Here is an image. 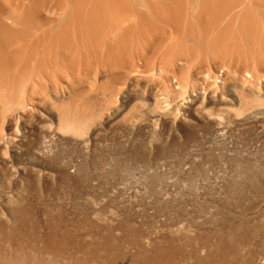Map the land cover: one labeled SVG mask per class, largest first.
<instances>
[{"label":"rangeland","instance_id":"rangeland-1","mask_svg":"<svg viewBox=\"0 0 264 264\" xmlns=\"http://www.w3.org/2000/svg\"><path fill=\"white\" fill-rule=\"evenodd\" d=\"M104 1L0 0V264H264V0Z\"/></svg>","mask_w":264,"mask_h":264},{"label":"bare ground","instance_id":"bare-ground-1","mask_svg":"<svg viewBox=\"0 0 264 264\" xmlns=\"http://www.w3.org/2000/svg\"><path fill=\"white\" fill-rule=\"evenodd\" d=\"M104 0H103V4L101 5L102 6V8L104 7ZM205 3V2H204ZM93 16V15H92ZM10 234H14L16 237H17V235L15 234V231L14 232H12V231H8V228H6L5 230H4V232H3V229H1V232H0V237L2 238V239H4V240H9V241H6V242H10V238H9V236H10ZM14 236V237H15ZM19 238V242L20 243H18V245L19 246H21V247H19L21 250H22V245L24 244L25 245V242L23 243V240H21V238L23 239V237H18ZM40 236H34V239L36 240V242H38L39 240H40ZM17 239V238H16ZM13 241V240H12ZM15 241V240H14ZM2 242V241H1ZM5 242V243H6ZM23 243V244H22ZM47 243L48 244H50L51 243V238H49V239H47ZM2 244V243H1ZM9 245H11V243H8ZM12 246V245H11ZM4 247V253H6L7 254V256H9V255H11V254H13L14 252H20V250H13V248L12 247H10V246H5V244L4 245H1V248H3ZM13 247H15V246H13ZM17 249V248H16ZM3 252V251H2ZM22 252V251H21ZM6 256V257H7ZM1 260V259H0ZM3 263V262H2ZM4 264H6L5 262H4Z\"/></svg>","mask_w":264,"mask_h":264}]
</instances>
